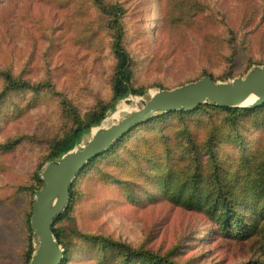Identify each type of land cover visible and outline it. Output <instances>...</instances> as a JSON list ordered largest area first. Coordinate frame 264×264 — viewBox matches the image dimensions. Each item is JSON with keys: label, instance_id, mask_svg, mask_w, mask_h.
I'll return each instance as SVG.
<instances>
[{"label": "rangeland", "instance_id": "obj_1", "mask_svg": "<svg viewBox=\"0 0 264 264\" xmlns=\"http://www.w3.org/2000/svg\"><path fill=\"white\" fill-rule=\"evenodd\" d=\"M104 3L123 10L131 85L146 93L119 101L98 127L116 123L155 90L203 77L228 82L264 66V0ZM109 20L92 0H0V71L32 86L0 102V264H27L35 175L41 177L47 157L77 119L86 123L111 101L116 58ZM3 88L0 78V93ZM183 125L200 147L198 161L177 134ZM192 165L203 194H217V183L234 182L236 195H254L264 173V111L233 120L206 108L137 129L76 184L69 212L55 226L69 249L64 264H128L101 242L149 251L174 264H264L263 218L238 209L241 229L225 232L205 213L171 202L178 185H189ZM161 181L169 187L165 194ZM36 244L32 237V249ZM142 259L130 260L148 264Z\"/></svg>", "mask_w": 264, "mask_h": 264}, {"label": "trees", "instance_id": "obj_2", "mask_svg": "<svg viewBox=\"0 0 264 264\" xmlns=\"http://www.w3.org/2000/svg\"><path fill=\"white\" fill-rule=\"evenodd\" d=\"M93 4L96 6L98 11L101 15L110 18L109 23L107 24V28L113 32V42H112V52L116 58V64L114 67V74L112 78V85H111V101L107 105H99V110L94 112L88 118L87 122L84 123L81 119H77L73 123V127L71 128L70 132L66 134L64 140L57 146L54 147L53 151L47 157V162H53L60 159L64 154L73 150L78 144L80 139L83 135L89 133L92 128L98 127L102 120L105 118V114L107 111H112L115 105L124 99H126L129 95L135 96H142L146 92L144 90H134L131 85V60L128 53L124 50L122 46L123 41V31L120 22V15L123 13V10L118 5H107L104 3V0H92ZM192 7H195L196 4H192ZM0 78L4 82L3 91L0 93V102L2 99L7 96L10 92L14 91H21L32 86L29 85L27 82H23L18 78H15L9 71H0ZM211 78V77H210ZM212 79V78H211ZM213 80V79H212ZM215 81V80H213ZM216 82V81H215ZM31 86V87H30ZM40 88H43L44 85H37ZM206 108L211 109H220L225 111L229 114V116L234 120L238 117L244 115H253L258 114L264 111V105L259 108H247V107H240V108H220L216 107L213 104L210 105H202L195 111L186 113V112H170V113H162L157 115L156 117L152 118L151 120L137 126L134 128L130 133L126 134L124 137L119 139L116 143H114L109 150L98 156L97 158L92 159L86 167L80 172L78 175L75 183L72 185L70 189V198L69 204L66 208L63 215L56 221L55 225L52 228L53 235L57 241V243L64 249L65 255L61 264H64L69 257V249L66 247L65 243L62 240V234L59 229H56L55 226L58 222L62 221L69 212V205L74 197L75 187L78 181L88 172V170L95 164V162L110 153L114 152L116 147L121 145L126 138H128L132 133H134L137 129L150 125L154 122H158L161 119L175 115L179 119H184L189 115H196ZM177 134L182 135L183 148L185 150L190 151L191 158L194 161H198V152L200 147L195 144L191 137L190 131L186 128V125L180 127L177 131ZM170 151L166 150V154L169 156ZM212 155V154H211ZM168 159V158H166ZM194 168V173L191 176V181L188 185L187 182H184L178 185L173 193L170 194L171 202L177 205H181L187 209L197 210L199 212L205 213L209 220L214 224H219L221 229L225 232H228L232 229V227H236V229H241V217L243 214H240L238 209H240L243 213L252 212L254 217L255 215L259 217V220L264 221V173L261 175V182L258 183V187L254 195H236L234 191V182H232L228 187L227 186H220L219 183L215 185V188L218 190L217 194H203L200 191L197 179V167L192 165ZM212 168H216L215 162L212 164ZM216 179L218 177L216 176ZM35 181L37 183L36 188L33 190V194L39 191L43 186V182L39 174L35 175ZM159 185L163 188V193H167L169 187L166 185L164 181H161ZM226 188V189H223ZM226 190V191H223ZM129 194L132 195L133 190L129 189ZM30 217L31 213L27 216V227L28 233L30 238V245L29 251L26 257V263H30L32 255L34 253V249H32L31 241L33 235V231L30 225ZM258 224L259 221H254ZM254 225H257L254 223ZM103 247L109 246L111 253L112 248L116 252L121 253L126 258V262L128 264H133L135 261H139L142 259L145 263L148 264H174L169 259L162 257L160 255L154 254L152 252H134L130 247L115 243V242H101L100 243ZM116 248V249H115ZM134 258L135 261H131L130 259Z\"/></svg>", "mask_w": 264, "mask_h": 264}, {"label": "water", "instance_id": "obj_3", "mask_svg": "<svg viewBox=\"0 0 264 264\" xmlns=\"http://www.w3.org/2000/svg\"><path fill=\"white\" fill-rule=\"evenodd\" d=\"M251 98L254 101L249 103ZM206 103L220 108L256 109L263 106L264 66L255 67L245 76L228 82H215L210 77H203L172 90H155L136 110L108 127L94 128L91 138L84 145L49 162L41 172L43 187L34 196L30 225L37 244L29 264L62 263L65 251L57 243L52 228L68 207L72 185L92 159L157 115L189 113Z\"/></svg>", "mask_w": 264, "mask_h": 264}, {"label": "bare ground", "instance_id": "obj_4", "mask_svg": "<svg viewBox=\"0 0 264 264\" xmlns=\"http://www.w3.org/2000/svg\"><path fill=\"white\" fill-rule=\"evenodd\" d=\"M153 93V92H152ZM254 101V98H251L250 100H249V103H252ZM248 105V104H247ZM246 104L244 105V106H247ZM95 131V130H94Z\"/></svg>", "mask_w": 264, "mask_h": 264}]
</instances>
